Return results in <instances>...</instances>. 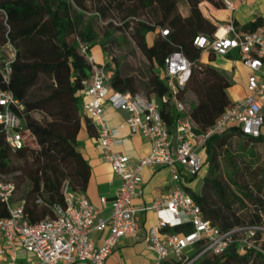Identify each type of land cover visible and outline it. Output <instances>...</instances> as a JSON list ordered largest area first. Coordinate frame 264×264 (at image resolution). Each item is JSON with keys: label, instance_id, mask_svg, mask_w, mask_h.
Wrapping results in <instances>:
<instances>
[{"label": "trees", "instance_id": "trees-1", "mask_svg": "<svg viewBox=\"0 0 264 264\" xmlns=\"http://www.w3.org/2000/svg\"><path fill=\"white\" fill-rule=\"evenodd\" d=\"M87 1L0 0V54L5 56L9 45L16 50L9 78L2 86L20 102L21 107L14 111L21 118L24 140L21 148H13L0 126V171L13 182L7 175L16 170L28 179L30 188L19 200L25 201L26 216L32 223L53 216L55 204H65L62 189L67 181L73 191L84 192L90 179V165L76 148L85 115L79 91L94 64L84 47L89 53L100 39L107 57L104 65L113 72V91L157 98L170 95L159 69L164 70L169 55L184 53L191 61V75L178 97L185 101L188 93L194 96L189 103L190 115L198 135L233 104L230 81L211 63L213 56L203 61L202 50L194 45L197 35L213 37L218 29L204 16L200 3L208 1L223 8L222 0H185V11L180 0H98L91 11ZM114 11L121 18L111 16ZM140 12H146L152 22L137 20L132 24ZM98 21L108 26L101 38L96 31ZM258 27L253 22L241 30L252 32ZM160 29H168L169 34L162 36ZM119 30L131 31L135 48L147 59L144 66L130 70L121 61L122 55L113 52L125 39L116 36ZM151 31L157 34L152 44L147 40ZM161 112L173 129L180 114L171 96L162 103ZM92 128L97 131L91 122ZM207 145L209 171L202 192L191 193L203 215L221 230L264 224V158L258 152L264 148V139L247 136L238 126H231L223 135L207 140ZM46 155L51 156L46 159ZM16 158L26 164L16 168ZM7 216L9 210L0 201V218ZM167 230L183 234L190 232L192 225ZM261 245L262 250L241 252L237 243H232L223 253L204 257L199 264H264V240Z\"/></svg>", "mask_w": 264, "mask_h": 264}, {"label": "built area", "instance_id": "built-area-1", "mask_svg": "<svg viewBox=\"0 0 264 264\" xmlns=\"http://www.w3.org/2000/svg\"><path fill=\"white\" fill-rule=\"evenodd\" d=\"M222 1L225 8L235 10L233 0ZM160 32L162 36L169 34L168 29ZM194 45L202 52L220 55L237 50L250 69L248 95L234 102L200 135L203 143L223 135L231 126H238L243 134L253 138L262 136L264 28L245 32L230 21L219 26L213 37L197 35ZM83 51L93 63L86 47ZM15 53V48L9 45L5 56L0 54V126L7 142L18 149L24 144L23 125L14 108L21 105L2 86L9 78ZM164 71L170 95L158 100L141 93L113 91L110 85L113 72L105 65H93L91 76L82 81L83 90L91 97L83 104V111L97 129V146L103 150V158L121 180L109 216L100 215L85 192L73 191L67 181L62 189L65 204H55L53 216L32 223L26 216L25 201L14 200L16 184L5 179L0 171V201L9 210V216L0 218V264H105L127 236L137 240L146 237L148 249L156 255L155 264H199L204 257L223 253L232 243H237L241 252L251 248L262 250L264 224L221 230L203 215L200 205L185 189L186 179L197 175L204 163L194 142L199 135L190 105L178 97L189 81L191 61L184 53L175 52L165 59ZM170 96L180 114L173 129L161 112L162 103ZM106 104L128 112L126 123L131 133L143 135L151 143L150 154L136 165H131L124 154L110 149L120 140L104 121ZM145 166L168 167L172 189L151 205L138 207L134 201L143 194L141 172ZM37 202L41 203V199ZM147 210L154 211L158 218L156 225L144 234L140 213ZM181 224H191L192 230L183 234L167 230ZM95 232H106L102 244L96 242Z\"/></svg>", "mask_w": 264, "mask_h": 264}, {"label": "crops", "instance_id": "crops-1", "mask_svg": "<svg viewBox=\"0 0 264 264\" xmlns=\"http://www.w3.org/2000/svg\"><path fill=\"white\" fill-rule=\"evenodd\" d=\"M235 10L228 8H216L208 1L200 3V9L204 16L219 26L232 21L239 29L246 25L257 22L259 27L264 28V0H233ZM150 43V42H149ZM94 59V66L104 65L107 57L100 49L93 53L89 52ZM213 56L211 63L221 70L231 85L228 89L229 97L234 103L246 97L249 93L248 78L250 69L244 64L240 53L237 50L231 51L227 55H220L210 52H202V60L207 62ZM93 68L89 71V77ZM81 105L91 99L83 89L79 91ZM150 98L158 100L152 95ZM128 112L114 109L106 104L104 121L116 131V136L120 143L111 146L112 151L120 152L129 158L131 165L148 156L151 152V143L143 135H133L126 123ZM92 120L86 114L82 116V127L78 134L77 150L87 160L91 168V175L87 184L85 194L90 202L99 210L100 215L109 216L111 212V201L117 190L120 188L121 180L112 170L111 165L103 158V150L97 146L99 141L98 132L91 130ZM93 124V123H92ZM227 135V134H226ZM264 139V125L262 136ZM205 163V168L198 172L196 176L189 177L184 183L185 189L190 193L200 194L202 192L203 179L208 174L209 165L207 163V141L203 143L199 135L194 140ZM258 152L264 158V148H258ZM205 169V170H204ZM143 194L134 203L138 207L151 205L158 197H165L172 189L171 170L165 166H145L142 169ZM106 201V202H104ZM143 233L157 223V214L152 210L140 213ZM106 237V232H95L94 238L98 244H102ZM156 255L148 249L146 237L135 239L131 236L125 237L120 246L109 256L105 264H155Z\"/></svg>", "mask_w": 264, "mask_h": 264}, {"label": "rangeland", "instance_id": "rangeland-1", "mask_svg": "<svg viewBox=\"0 0 264 264\" xmlns=\"http://www.w3.org/2000/svg\"><path fill=\"white\" fill-rule=\"evenodd\" d=\"M98 4H99L98 0H88L87 1L88 9L90 11L94 10V8L98 6ZM179 4H180L181 10L185 11V0H180ZM86 14H87V16L91 15V13H86ZM111 16L117 17V20L119 18H121L120 13H118L116 11L111 13ZM131 20H133V19H131ZM137 20H146L148 22H152L150 16L146 12H140L138 14V16L136 17V19L133 20L132 24H135ZM107 29H108V26L106 25L105 21L96 22V31L98 32V38H101L103 36V34H105ZM110 29H114V28L111 27ZM130 35H131V31H128L127 33L124 30L117 31L116 36H121V38L123 37L125 39L122 42H119V46L114 47L113 52H115L118 55H122L121 61L123 62L124 66H126L130 70H134V69H137L139 67L144 66V64L147 63V59L144 57V55H142L140 50L135 48V44L133 43L132 39L130 38ZM156 37H157V34L153 31H151L147 35V40L150 42V44H152L155 41ZM99 49L101 51H103L100 39L96 40L95 45L92 47L93 53H95V51H97ZM159 73L161 76H165L164 70L159 69ZM155 99H156V97H155ZM193 99H194V96L192 94L188 93L185 96V101L188 105ZM35 142H36V140H32V139L30 140V143L33 145H36ZM43 149H44V151H46L47 148H43ZM50 156L46 155L45 158L49 159ZM29 162H31V159H29ZM14 164H15L16 168H22L26 164V161L16 158L14 161ZM203 166L205 168V164ZM7 177L14 180V182L16 184V192H15L14 200L18 201L19 199H21L25 196V193L30 188L28 179L26 178L25 175L22 174L21 170H18V171L16 170L13 173H9L7 175Z\"/></svg>", "mask_w": 264, "mask_h": 264}]
</instances>
